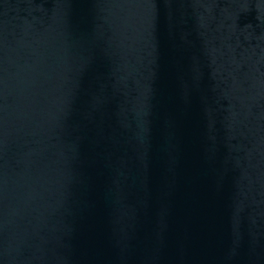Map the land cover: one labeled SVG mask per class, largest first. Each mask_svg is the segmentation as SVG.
<instances>
[{"label":"water","instance_id":"water-1","mask_svg":"<svg viewBox=\"0 0 264 264\" xmlns=\"http://www.w3.org/2000/svg\"><path fill=\"white\" fill-rule=\"evenodd\" d=\"M0 264H264V0H0Z\"/></svg>","mask_w":264,"mask_h":264}]
</instances>
